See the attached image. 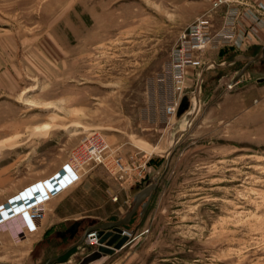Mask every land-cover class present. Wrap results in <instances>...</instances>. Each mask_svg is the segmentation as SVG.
<instances>
[{
  "label": "rangeland",
  "instance_id": "obj_1",
  "mask_svg": "<svg viewBox=\"0 0 264 264\" xmlns=\"http://www.w3.org/2000/svg\"><path fill=\"white\" fill-rule=\"evenodd\" d=\"M212 1L0 0V192L16 185L0 205L60 172L90 131L142 171L121 181L91 164L52 199L61 173L13 199L0 264H79L98 244L61 232L121 219L152 181L123 227L130 240L89 264H264V56L233 83L253 49L204 50V65L187 68L185 104L165 111L177 97L171 51ZM41 200V229L23 232L21 210Z\"/></svg>",
  "mask_w": 264,
  "mask_h": 264
},
{
  "label": "built area",
  "instance_id": "obj_2",
  "mask_svg": "<svg viewBox=\"0 0 264 264\" xmlns=\"http://www.w3.org/2000/svg\"><path fill=\"white\" fill-rule=\"evenodd\" d=\"M259 26H264V2L262 0H213L211 6L196 20L186 25L179 33L177 43L171 51L170 75L172 88L175 91L174 98L166 105L165 111L168 115H177L182 104V96L187 85V68L190 65L201 67V61L197 54H202L208 48L220 49L228 45L234 49H242L252 44L256 37ZM214 62H205V66L211 67ZM136 155L123 156L117 151L99 131L85 133L79 144L73 149L70 159L64 163L60 172L50 179L38 181L26 187L15 197H11L7 203L0 205V225L14 214L5 215V206L13 199L20 198L28 189L50 181L54 176L61 174L64 183L57 192L48 194L45 199H52L55 194L69 189L78 183L83 176L86 166L95 164L103 165L121 181H132V177L142 176V171H136ZM142 166V164H139ZM60 176V175H59ZM144 177V176H143ZM44 191L41 188V192ZM118 197L115 196L114 199ZM44 199V200H45ZM43 200L30 202L21 211V223L23 232H36L40 226V219L44 213ZM33 204L32 206H30ZM31 207V208H30ZM20 211V212H21ZM130 236V235H129ZM94 237V238H93ZM97 231L93 230L86 234V244L98 243Z\"/></svg>",
  "mask_w": 264,
  "mask_h": 264
},
{
  "label": "water",
  "instance_id": "obj_3",
  "mask_svg": "<svg viewBox=\"0 0 264 264\" xmlns=\"http://www.w3.org/2000/svg\"><path fill=\"white\" fill-rule=\"evenodd\" d=\"M263 56H264V45L261 47L258 53L249 56L247 58V63L240 70V72L232 79V82L233 83L236 82L254 61L260 59ZM186 100L187 97H184L182 103L185 104ZM157 185H158V181H152L149 184H147L143 189H141L139 192H137L131 210L128 211L126 215L121 219L117 221H107L104 223L95 224L93 226L86 228L83 231L80 240H78L75 243L76 246L81 245L85 240L86 234L93 230L97 231V237L99 240H98V245L95 246L94 250H92L90 253L85 255L79 264H89L103 257L104 255L113 254L116 251L123 248V246L130 240L129 235L127 234L122 235L123 227H125V225L130 223L132 217L141 206L146 207L148 205L149 201L151 200V198L155 193V190L157 189ZM79 227H80L79 222H75L64 232L61 233L62 235H64L65 233L69 232L70 237L74 238L77 237L76 236L77 234H79ZM57 259L58 256L51 257L48 259L46 264L55 262Z\"/></svg>",
  "mask_w": 264,
  "mask_h": 264
},
{
  "label": "crops",
  "instance_id": "obj_4",
  "mask_svg": "<svg viewBox=\"0 0 264 264\" xmlns=\"http://www.w3.org/2000/svg\"><path fill=\"white\" fill-rule=\"evenodd\" d=\"M264 2V0H262ZM260 45H264V26H259L258 29H257V33H256V37L253 39V42L251 45H249L248 47H245L246 49H249V48H255V47H260ZM244 48V49H245ZM237 51L238 49H234V51ZM28 180V178H25L23 177L21 180H20V183H25L26 181ZM29 181V180H28ZM15 187L16 185H11V186H8L6 188V190H4L3 192H0V199L3 198L5 195L7 194H10L12 192H14L15 190ZM65 219H68V218H65ZM79 224H80V227H79V234L78 236H81L83 231L88 228V226H86L84 224L83 221H79ZM41 226H42V223L40 224L39 228L41 229ZM90 227V226H89ZM38 228V230H39ZM37 230V231H38Z\"/></svg>",
  "mask_w": 264,
  "mask_h": 264
},
{
  "label": "bare ground",
  "instance_id": "obj_5",
  "mask_svg": "<svg viewBox=\"0 0 264 264\" xmlns=\"http://www.w3.org/2000/svg\"><path fill=\"white\" fill-rule=\"evenodd\" d=\"M61 174H62V173H61ZM61 174H60V176L58 175V176H57L56 178H54L53 180H55L56 182H58V181L61 182L62 180H64V177L61 178ZM53 175H54V174H53ZM53 175H52V176H53ZM50 177H51V176H49L48 178H50ZM43 180H44V179H43ZM47 185H48V184H47ZM27 194H29L28 197H31V196L33 195V189H29V191H27V192H26L24 195H22V196H23V197H27ZM18 200H19V205H20L21 202H22V201H21V197L18 198ZM19 205H18V206H19ZM43 205H44V204H43ZM21 206H23V205H21ZM21 206L19 207L20 209L22 208ZM44 206H45V205H44ZM19 208H18V209H19ZM30 208H31V207H30ZM123 234H127V235H129V234L125 231L124 228H123V231H122V235H123ZM93 238H94V237H93ZM93 243H94V244H98L96 241H93Z\"/></svg>",
  "mask_w": 264,
  "mask_h": 264
},
{
  "label": "trees",
  "instance_id": "obj_6",
  "mask_svg": "<svg viewBox=\"0 0 264 264\" xmlns=\"http://www.w3.org/2000/svg\"><path fill=\"white\" fill-rule=\"evenodd\" d=\"M259 48H260V47H255V48H253V51H254L253 54H256V53L259 51Z\"/></svg>",
  "mask_w": 264,
  "mask_h": 264
},
{
  "label": "flooded vegetation",
  "instance_id": "obj_7",
  "mask_svg": "<svg viewBox=\"0 0 264 264\" xmlns=\"http://www.w3.org/2000/svg\"><path fill=\"white\" fill-rule=\"evenodd\" d=\"M70 234L69 232L65 233L63 236ZM72 238V237H71ZM81 236H78V240H80Z\"/></svg>",
  "mask_w": 264,
  "mask_h": 264
}]
</instances>
